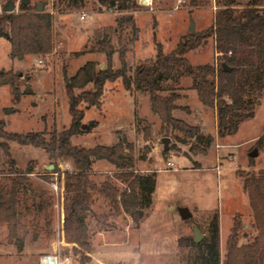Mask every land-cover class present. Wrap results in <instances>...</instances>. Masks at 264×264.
<instances>
[{
	"label": "rangeland",
	"instance_id": "obj_1",
	"mask_svg": "<svg viewBox=\"0 0 264 264\" xmlns=\"http://www.w3.org/2000/svg\"><path fill=\"white\" fill-rule=\"evenodd\" d=\"M12 1L14 12H20L22 0ZM248 1L240 0V4ZM136 2L129 9H116L100 0L78 4L75 0H29L32 11L42 4V12L52 15L54 48L48 54L13 58L8 38L0 36V70L13 69L22 75L19 99L9 85L0 86V120L6 128L20 133L46 129L50 134L68 128L72 115L67 85L83 65L93 61L97 69L111 66L114 70L125 65L133 76L140 65L156 56L160 44L165 53H171L185 42L192 33V22L194 33L208 29L220 8L218 0ZM6 3L0 0V17ZM84 12L87 16L82 18ZM131 17L139 29L137 36ZM101 39L109 42L111 59L100 51ZM185 56L194 66L219 63L213 37ZM166 86L169 90L162 95L172 90L181 96L173 116L199 127L204 139L168 127L153 109L150 95L127 90L121 79L106 82L100 108L80 106L85 110L82 122L86 127L72 136V142L86 148L120 143L132 162L118 169L105 159L97 160L90 178L99 183L109 180L120 191L129 189L127 172L154 173L157 181L152 204L143 208L139 223L126 213L117 214L108 198L95 195L91 232L101 226L104 230L92 236L91 259L86 264H186L183 255L189 247L181 238H195L194 226L205 237L215 214L219 216L222 262L236 220L242 224L240 243L251 242L257 234L243 175L264 169V90L254 117L243 121L235 134L221 137L217 110L202 103L191 77ZM93 121L98 125L91 128ZM165 137L170 139L168 151L164 150ZM10 147L13 161L0 146V187L12 181L13 171H31V182L44 192L48 204L39 211V197L21 202L13 229L0 219V264H41V257L50 253L60 257V264H81L82 255L75 250L78 245L63 232L65 183L75 171L73 161L63 158L50 168L53 163L43 148L14 141ZM255 149L258 154L252 157ZM180 207L189 208L192 217L183 219Z\"/></svg>",
	"mask_w": 264,
	"mask_h": 264
},
{
	"label": "trees",
	"instance_id": "obj_2",
	"mask_svg": "<svg viewBox=\"0 0 264 264\" xmlns=\"http://www.w3.org/2000/svg\"><path fill=\"white\" fill-rule=\"evenodd\" d=\"M81 1L83 0H75L77 4ZM218 2L220 8L213 25L204 32H192L171 53H165L160 44L156 56L140 65L133 76L128 75L125 65L118 70L111 66L97 69L93 61L83 65L67 85L72 115L68 128L61 131L55 129L51 134L46 129L20 133L8 130L6 122L0 120V146L10 159V142L14 141L43 148L55 167L63 158L73 161L75 171L67 176L65 183L63 232L70 242L78 245L75 250L82 255L81 264H86L91 259L89 253L92 251V236L104 230L101 226L91 232V219L96 215L93 210L95 195L101 194L108 198L117 214L126 213L139 223L144 216L143 208L152 204L156 190V175L150 172H127L129 189L124 191H120L109 180L99 183L90 178L93 164L97 160L105 159L118 169L132 164L120 143L114 146L96 144L86 148L72 142V136L83 132L85 110L80 107L81 104L100 108L106 82L121 79L127 90L149 94L153 109L161 115L168 127L186 130L199 139L205 138L199 127L188 126L183 120L173 116V111L178 107L176 100L181 96L172 90L170 94L162 95L169 90L166 86L168 82L178 83L186 76L192 78L193 87L202 103L217 110L218 135L221 137L235 134L243 121L254 117L256 105L264 90L263 0H249L244 5L240 4V0ZM100 3L116 9L137 6L136 0H100ZM36 8L37 10L32 11L29 2L22 0L20 12H4L0 17V36L8 38L13 58L53 51L52 15ZM130 20L134 24L132 17ZM134 28L137 36L139 29L135 24ZM210 37L214 38L218 65L194 66L186 58V53L204 45ZM99 49L111 59L113 50L108 41L101 39ZM223 63L231 67V71H226ZM21 77L20 72L13 69L0 70V86L9 85L19 99L22 93ZM76 89L83 90L76 93ZM97 125L98 122L93 121L89 127ZM208 139L211 140L212 137L208 136ZM261 141L262 138L258 145ZM29 172L31 171H13L12 181L0 187V219L6 221L12 229L18 222L21 202L39 197V211L48 204L44 192L37 191V187L31 182ZM243 188L254 214V227L257 230L254 239L240 243L242 224L236 220L228 237L226 257L222 262L219 216L215 214L209 222L208 234L200 242L195 238H181L189 247V252L183 255L186 264H264V169L245 173ZM49 222L50 220L47 223ZM19 244H22V240H19Z\"/></svg>",
	"mask_w": 264,
	"mask_h": 264
},
{
	"label": "water",
	"instance_id": "obj_3",
	"mask_svg": "<svg viewBox=\"0 0 264 264\" xmlns=\"http://www.w3.org/2000/svg\"><path fill=\"white\" fill-rule=\"evenodd\" d=\"M24 2L25 3H28L29 2V0H24ZM15 8H16V5L14 4V2L12 1V0H7V3H6V5L4 6V11L5 12H12V11H14L15 10ZM38 10L39 11H42L43 10V5L42 4H40L39 6H38ZM190 31L191 32H195V25H194V23L192 22L191 23V26H190ZM105 38H106V36H105ZM223 66H224V69L226 70V71H231V67H229L226 63H223ZM9 112H11V111H9ZM86 127V124H83V128H85ZM169 141H170V139L168 138V137H165L164 139H163V142H164V149L165 150H168L169 149ZM257 154H258V151L255 149V150H253L252 152H251V156L252 157H255V156H257ZM54 167V165L52 164L51 166H50V168H53ZM179 214H180V216L183 218V219H190L191 217H192V212L189 210V208H187V207H180L179 208ZM194 235H195V240L197 241V242H200L202 239H203V237H204V235L200 232V229L197 227V226H194Z\"/></svg>",
	"mask_w": 264,
	"mask_h": 264
},
{
	"label": "built area",
	"instance_id": "obj_4",
	"mask_svg": "<svg viewBox=\"0 0 264 264\" xmlns=\"http://www.w3.org/2000/svg\"><path fill=\"white\" fill-rule=\"evenodd\" d=\"M0 12H1V6H0ZM87 16V13L82 14V18H85ZM41 264H60L62 260L57 254H49L44 255L40 259Z\"/></svg>",
	"mask_w": 264,
	"mask_h": 264
},
{
	"label": "crops",
	"instance_id": "obj_5",
	"mask_svg": "<svg viewBox=\"0 0 264 264\" xmlns=\"http://www.w3.org/2000/svg\"><path fill=\"white\" fill-rule=\"evenodd\" d=\"M50 254H53V253H50Z\"/></svg>",
	"mask_w": 264,
	"mask_h": 264
}]
</instances>
